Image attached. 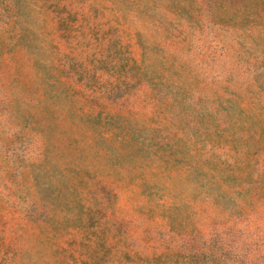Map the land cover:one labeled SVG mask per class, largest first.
Here are the masks:
<instances>
[{
	"label": "rangeland",
	"instance_id": "rangeland-1",
	"mask_svg": "<svg viewBox=\"0 0 264 264\" xmlns=\"http://www.w3.org/2000/svg\"><path fill=\"white\" fill-rule=\"evenodd\" d=\"M0 264H264V0H0Z\"/></svg>",
	"mask_w": 264,
	"mask_h": 264
}]
</instances>
